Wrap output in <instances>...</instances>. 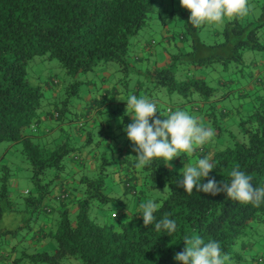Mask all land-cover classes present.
I'll return each instance as SVG.
<instances>
[{
  "label": "trees",
  "instance_id": "obj_1",
  "mask_svg": "<svg viewBox=\"0 0 264 264\" xmlns=\"http://www.w3.org/2000/svg\"><path fill=\"white\" fill-rule=\"evenodd\" d=\"M150 5L151 0H0V141H19L21 144L33 185L31 193L25 191L28 194L23 196V203L30 209L28 217L33 219L35 215L36 219L31 224L27 220L13 228L0 229V258L5 256L6 264H66L71 258H78L80 264H178L174 256L184 249L185 235L197 236L205 243L218 242L222 252L229 257L226 264L264 263L261 254L252 258L239 252L245 246L242 239L253 237L250 229L261 226L256 236L259 240L264 239V203L259 206L240 203L226 198L223 193L211 196L194 190L188 194L177 186L182 180L181 169L172 165L170 170L162 158H154L150 165L138 169L139 182L147 183L148 189L155 188L159 193L148 196L144 193L146 196L141 202L136 181H129L124 173H121L123 177H118L115 172L122 191H131L135 197L136 207L127 213L121 204L114 205L119 210L115 219V211L110 210L111 221L90 217L88 208L95 198L103 204L119 202L116 197L103 192L105 172L81 174L77 179L67 181L68 178L62 176L63 159L71 147L59 140L57 134L49 135L39 124L41 116L58 120L60 110L52 113L44 108L42 89L27 78V62L35 55L47 54L56 58L69 76L107 60L126 68L130 38L145 23ZM262 26L264 0H259L256 18L241 20L238 16L227 20L220 42L230 45L231 52L225 59L232 56L239 61L240 48H263L264 44L259 42L256 34ZM199 44L203 45L202 42ZM191 52L179 48L167 55L163 62L144 69L145 79L155 87L164 86L183 95L196 91L207 100L214 88L192 69L222 57L218 54L190 57ZM78 84V80L69 83L73 94L77 93ZM165 109L171 112L168 107ZM57 120L58 131H64ZM129 123L131 119L122 115L123 127ZM238 129L241 136L229 132V144L213 145V148L210 144L206 149L199 147L191 155L181 154L174 161L183 168L208 156L215 165L209 178L230 182L231 170L239 167L252 176L254 186L264 187L263 94L256 96L247 114L239 118ZM116 147V154H113L117 156L118 167L123 169L126 158H123L121 146ZM72 158L78 160L77 168L88 162L75 153ZM135 164L132 158L134 167ZM5 167L2 165L0 173L1 195L7 192ZM72 181L77 189L73 196L67 188ZM201 182L206 183L207 178ZM165 185L168 188L163 191ZM62 193L66 195H60ZM149 199L161 205L154 213L155 222L165 214L176 221V231L170 236L163 229L157 232L155 222L144 227L139 206ZM10 209L14 210L13 207ZM38 211L43 212V217L37 214ZM47 212L51 215L46 216ZM20 232L23 234L19 244L9 240V236ZM51 239L54 247L48 250ZM246 242L252 243V240Z\"/></svg>",
  "mask_w": 264,
  "mask_h": 264
},
{
  "label": "rangeland",
  "instance_id": "obj_2",
  "mask_svg": "<svg viewBox=\"0 0 264 264\" xmlns=\"http://www.w3.org/2000/svg\"><path fill=\"white\" fill-rule=\"evenodd\" d=\"M248 4L249 12L247 15L239 16L241 20L254 19L259 14V0H248ZM189 16L190 12L180 6L179 0H151L145 23L130 38L126 68L121 67L116 61L107 60L97 63L90 70L69 76L61 63L47 54L35 55L26 64L27 78L39 84L43 91L41 103L44 108L52 113L60 110L58 120L51 119L50 125L52 135L57 134L59 140H64L71 147L63 159L62 176L71 181L81 174L90 175L101 170L105 172L103 192L116 197L119 201L115 204L114 201L103 204L96 198L91 201L88 208L89 216L98 221H111L110 210L115 212L119 210L116 205L121 204L127 213L137 205L131 191L126 193L122 191L115 172L118 173V177H123L121 173H124L126 179L136 181L135 187L141 191V202L146 195L159 193L155 188L148 189L147 183L139 182L140 172L132 165V158L127 157L134 152L122 125V115L131 119V110L126 111V102L130 96L146 97L154 101L161 116L169 115L166 107L171 112L184 110L198 118L204 127H210L215 134L222 131L214 134L211 140L202 146L206 149L210 148V144L211 148L213 145L222 147L229 144L231 142L229 132L240 137L239 118L247 114L256 101V96L264 95V47L240 48L239 61L232 56L225 59L231 49L229 44L220 43L223 41L221 31L224 23L231 18L225 17L220 24L195 27L188 22ZM256 34L259 42L264 44V26L259 27ZM200 42L203 45L199 44ZM179 48L192 50L190 57L221 55L222 58L212 59L208 65L192 69L195 75L204 78L214 88L213 94L207 100L196 91L183 95L164 86L155 87L145 79V68L163 62L167 55L175 53ZM73 80L79 81L76 94L72 93L69 86ZM56 120L60 122L64 131H58ZM117 144L121 146L123 158H126L123 169L118 167L117 156L113 154H116ZM85 152L91 156L93 162H96L95 166L91 167L85 163L84 167L77 168L79 162L72 157L75 153L82 158L86 156ZM171 164L175 169H182V164H176L174 159ZM2 165L7 167L5 169L8 172V179L6 195L0 194V229L13 228L27 220L30 224L34 223L35 213L32 214L33 219L29 218L30 209L23 203V196L28 194L26 192H32L33 185L19 141H0V173ZM67 188L71 196L77 194L74 181L69 182ZM11 207L14 210H11ZM37 214L40 217L44 215L40 211ZM260 227L250 229L253 237L242 239L245 240V247L239 250L242 256L247 257L255 251V240H259L256 234ZM22 234L20 232L15 236H9V240L19 244L18 240H21ZM246 240L255 243L251 251H248L249 243ZM52 247L53 239L51 247L47 249L51 250ZM0 264H6V261L0 258ZM66 264H80V261L78 258H71Z\"/></svg>",
  "mask_w": 264,
  "mask_h": 264
},
{
  "label": "clouds",
  "instance_id": "obj_3",
  "mask_svg": "<svg viewBox=\"0 0 264 264\" xmlns=\"http://www.w3.org/2000/svg\"><path fill=\"white\" fill-rule=\"evenodd\" d=\"M179 2L182 8L190 12L188 22L195 27L220 24L225 17L243 16L249 12L248 0H179ZM129 109L131 123L124 127V131L135 155L127 157L135 159V167L138 169L150 165L154 158H162L165 166L172 170L171 161L174 158L180 157L181 154L191 155L215 134L210 127H204L198 118L184 110L170 112L166 118H162L157 115L156 103L146 97L130 96L126 102V111ZM214 166L208 156L198 159L195 165L184 166L181 169L182 180L177 186L188 194L194 190L211 196L223 193L226 198L240 203H251L254 206L264 203V187L254 186L251 183V175L236 167L230 172V182H218L214 177L209 178ZM205 178L207 182L202 183ZM167 188L168 185H165L163 191ZM139 207L144 227L152 225L157 219L154 213L161 205L149 199ZM113 215L115 219L116 212ZM176 228V221L169 219V214L155 222L156 231L163 229L169 236ZM183 242L184 249L174 256L178 264H226L229 260L218 242L205 243L197 236L188 235H185Z\"/></svg>",
  "mask_w": 264,
  "mask_h": 264
},
{
  "label": "crops",
  "instance_id": "obj_4",
  "mask_svg": "<svg viewBox=\"0 0 264 264\" xmlns=\"http://www.w3.org/2000/svg\"><path fill=\"white\" fill-rule=\"evenodd\" d=\"M39 124L41 125V126H43V128H46V130H47V132H48V134L49 135H51V133H53V130L52 129H50V128H52V126L50 125L51 124V121L48 119V118H46V117H44V116H41V119H40V122H39ZM60 125V124H59ZM58 126V125H57ZM59 127V126H58ZM57 127V128H58ZM116 146H118L119 147V144H117ZM85 155H87L86 153H85ZM84 159L85 160H87L88 159V164L89 165H92L93 164V161H92V159H91V156L88 158V156H84ZM58 190V188L57 187H55V191H57ZM46 214V213H45ZM51 214H49L48 212H47V214H46V216H50ZM41 223V225H42V221L40 222ZM39 223V224H40ZM255 243H256V245H255V251L252 253V254H248L247 256H252V258H254V257H256V255H258V254H261L262 256H264V239L263 240H255ZM254 242H252V243H249V247H248V251H251L252 250V245L253 244H255ZM257 246V247H256ZM245 247V246H244ZM240 250V249H239ZM3 260H7L8 261V259L5 257V256H3ZM7 261H6V263H7Z\"/></svg>",
  "mask_w": 264,
  "mask_h": 264
},
{
  "label": "built area",
  "instance_id": "obj_5",
  "mask_svg": "<svg viewBox=\"0 0 264 264\" xmlns=\"http://www.w3.org/2000/svg\"><path fill=\"white\" fill-rule=\"evenodd\" d=\"M60 195H62V196H65V195H66V193H62V194H60Z\"/></svg>",
  "mask_w": 264,
  "mask_h": 264
}]
</instances>
